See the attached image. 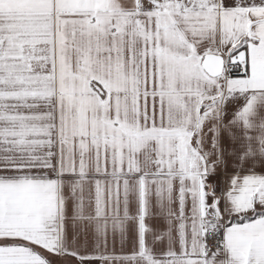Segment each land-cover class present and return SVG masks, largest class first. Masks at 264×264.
<instances>
[{"label": "snow or ice", "instance_id": "6c2138e0", "mask_svg": "<svg viewBox=\"0 0 264 264\" xmlns=\"http://www.w3.org/2000/svg\"><path fill=\"white\" fill-rule=\"evenodd\" d=\"M0 264H264V0H0Z\"/></svg>", "mask_w": 264, "mask_h": 264}, {"label": "crops", "instance_id": "0c3cea01", "mask_svg": "<svg viewBox=\"0 0 264 264\" xmlns=\"http://www.w3.org/2000/svg\"><path fill=\"white\" fill-rule=\"evenodd\" d=\"M223 179L224 177L221 176L218 179L212 181V183H216L218 185V190L219 188L223 187Z\"/></svg>", "mask_w": 264, "mask_h": 264}]
</instances>
